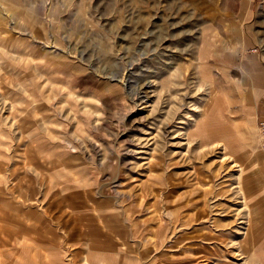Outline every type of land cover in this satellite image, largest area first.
I'll return each instance as SVG.
<instances>
[{
	"label": "rangeland",
	"instance_id": "1",
	"mask_svg": "<svg viewBox=\"0 0 264 264\" xmlns=\"http://www.w3.org/2000/svg\"><path fill=\"white\" fill-rule=\"evenodd\" d=\"M259 116L264 0H0V264H264Z\"/></svg>",
	"mask_w": 264,
	"mask_h": 264
},
{
	"label": "built area",
	"instance_id": "2",
	"mask_svg": "<svg viewBox=\"0 0 264 264\" xmlns=\"http://www.w3.org/2000/svg\"><path fill=\"white\" fill-rule=\"evenodd\" d=\"M256 126L258 137L264 144V117L261 116L257 119Z\"/></svg>",
	"mask_w": 264,
	"mask_h": 264
},
{
	"label": "crops",
	"instance_id": "3",
	"mask_svg": "<svg viewBox=\"0 0 264 264\" xmlns=\"http://www.w3.org/2000/svg\"><path fill=\"white\" fill-rule=\"evenodd\" d=\"M254 93H255V91H254ZM257 93H255V95H256ZM259 117H261V116H259ZM259 117H256V121H257V119L259 118Z\"/></svg>",
	"mask_w": 264,
	"mask_h": 264
}]
</instances>
